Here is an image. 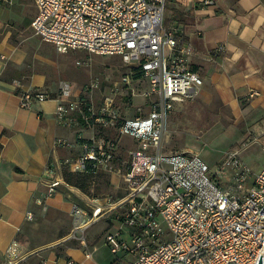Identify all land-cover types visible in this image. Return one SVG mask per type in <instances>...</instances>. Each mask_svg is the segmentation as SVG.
<instances>
[{
  "label": "built area",
  "instance_id": "1",
  "mask_svg": "<svg viewBox=\"0 0 264 264\" xmlns=\"http://www.w3.org/2000/svg\"><path fill=\"white\" fill-rule=\"evenodd\" d=\"M166 2L33 0L31 29L42 42L62 54L120 56L130 68L118 85L103 88L94 79L80 96L68 81H59L56 122L67 128L84 125L89 135L77 129L71 141L55 139V150L78 151L47 165L45 197L71 190L65 166L77 174L116 177L115 197L87 195L71 202L69 238L79 242L86 258H92L87 229L110 218L118 226L105 243L112 255L133 257L124 264H264V167L253 173L239 148L225 150L214 166L193 152L163 151L174 104L195 99L203 84L191 67L193 44L165 23ZM135 95L142 100L137 105ZM19 98L20 107L30 109L50 96L27 89ZM118 99L133 113H123ZM35 204L46 210L43 198ZM26 218L32 220L33 213Z\"/></svg>",
  "mask_w": 264,
  "mask_h": 264
},
{
  "label": "crops",
  "instance_id": "2",
  "mask_svg": "<svg viewBox=\"0 0 264 264\" xmlns=\"http://www.w3.org/2000/svg\"><path fill=\"white\" fill-rule=\"evenodd\" d=\"M11 1L7 4L0 0V264H66L69 260L73 264H99L93 256L102 247L108 250L105 237L115 228L110 218L87 229L92 258H86L79 242L78 246H69L63 257L43 258L40 254L52 242L34 239V232L46 225L45 220L40 221L42 226L36 221V216L45 214L43 207L35 204L36 198L44 199L48 211L64 213L71 233V202L87 195L72 186L69 191L45 197V170L54 159L78 151L77 147L55 150L56 138L71 141L74 130L81 129L85 135L89 132L84 125L67 128L56 122L54 98L62 77L60 74L53 79L52 67L58 52L33 34V0ZM210 1L205 4L203 0H188L181 5L167 0L165 23L178 27L194 46L191 67L203 84L193 100L206 105L217 103L231 113V123L214 124L233 129L234 137L222 150L245 143L239 156L257 173L264 167V0ZM27 89H39L50 98L30 109L21 108L19 94ZM190 101L175 103L172 112ZM167 134L169 131L165 137ZM188 147L181 151L196 153L206 162L200 149ZM223 152L218 153L215 164L223 159ZM250 184L248 181L245 187ZM27 212L33 213L32 220H27ZM94 227L100 230L96 238L90 237ZM109 254L107 264H124L133 259L123 253Z\"/></svg>",
  "mask_w": 264,
  "mask_h": 264
},
{
  "label": "rangeland",
  "instance_id": "3",
  "mask_svg": "<svg viewBox=\"0 0 264 264\" xmlns=\"http://www.w3.org/2000/svg\"><path fill=\"white\" fill-rule=\"evenodd\" d=\"M56 54V60L55 62L53 61L55 66L52 67L53 79H56V77H59L61 74V80L70 83L72 92L75 96H80L83 87L91 80L99 79L102 87L107 88L112 85H118L121 76L124 73L130 72V68L124 65L120 56L89 55L83 51H70L65 54ZM77 62L79 64H77ZM121 92L123 94L126 91L122 90ZM135 92H141L138 83L135 85ZM141 101L140 96H134V105L141 103ZM117 104L123 113L128 110L133 113L132 108H128L122 99H118ZM231 120L230 111L217 103L206 105L200 103L198 99L184 103L176 107L175 111L172 112L170 120H168L167 131H169V134H167L164 139L165 144L163 151L165 153H170L169 151L178 152L183 149H190L188 146L195 147L201 150L200 155L208 164L215 165L218 153H222L224 151L222 149L234 137L233 129L221 127L222 125L225 126L231 123ZM217 122H220L222 125H214ZM242 144L243 142L235 145L233 148H239V150H241ZM192 151L198 152L197 150ZM100 175L93 179L94 182L105 187L103 189L104 191H109L110 194H114L112 185L116 184V177L111 176V183L108 175ZM44 212L45 214L43 217L36 216L37 220L36 218L35 220L39 224L38 226H42L43 223L46 225L34 232V239L37 238L40 243L52 242V244L49 248H46L40 256L54 259L63 257L64 251L68 246L74 244V246H78V241L73 238L64 241V238L70 233L68 217H66L64 213H54L47 209ZM38 218H40L39 221ZM40 221L44 222L41 223ZM114 225L115 227L118 226L116 223ZM87 232L88 231H86V238H88ZM97 234H100V230L98 227H94L90 231V237H94ZM62 235L64 236L60 237ZM79 248L80 246L77 248L78 251L81 249ZM110 256L109 251L102 247L93 257L99 264H107ZM102 258L105 260L102 261ZM123 260H126V258Z\"/></svg>",
  "mask_w": 264,
  "mask_h": 264
},
{
  "label": "trees",
  "instance_id": "4",
  "mask_svg": "<svg viewBox=\"0 0 264 264\" xmlns=\"http://www.w3.org/2000/svg\"><path fill=\"white\" fill-rule=\"evenodd\" d=\"M63 177L67 183L70 185L79 188L84 194L88 196H100L103 194H110L109 191H104L102 185L98 184L97 182H94V178L90 175H82L77 174L71 171L70 167L65 166L63 168ZM107 183V182H105ZM115 197V194H113ZM121 194L117 193L116 198L120 197ZM69 247V246H68ZM115 264H120L119 261H117Z\"/></svg>",
  "mask_w": 264,
  "mask_h": 264
}]
</instances>
